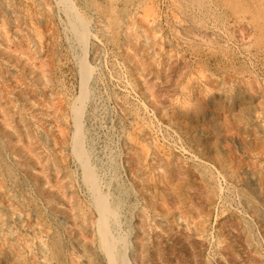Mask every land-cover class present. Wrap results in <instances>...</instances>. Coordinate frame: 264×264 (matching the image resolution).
Wrapping results in <instances>:
<instances>
[{
  "label": "rangeland",
  "instance_id": "obj_1",
  "mask_svg": "<svg viewBox=\"0 0 264 264\" xmlns=\"http://www.w3.org/2000/svg\"><path fill=\"white\" fill-rule=\"evenodd\" d=\"M72 2L86 44L56 0H0V264H111L82 63L129 264H264V0Z\"/></svg>",
  "mask_w": 264,
  "mask_h": 264
},
{
  "label": "bare ground",
  "instance_id": "obj_2",
  "mask_svg": "<svg viewBox=\"0 0 264 264\" xmlns=\"http://www.w3.org/2000/svg\"><path fill=\"white\" fill-rule=\"evenodd\" d=\"M57 3L60 5V7H62V9L64 10L65 14H66V23L64 24L66 26V28H68L69 32H72L73 35L75 34L76 37H78L79 42L82 44H86L87 43V39L89 38L88 35V31L86 29V25H85V20L83 19V16L81 15V12L77 9L79 8L78 6L75 7V5H73L72 0H56ZM117 0H108L109 3H111V5L116 2ZM97 2V1H95ZM176 2V1H175ZM119 3V2H118ZM96 4V3H95ZM101 4V3H100ZM114 5V4H113ZM112 5V6H113ZM116 5V4H115ZM58 6V5H57ZM94 6V5H93ZM106 6V5H105ZM110 6V5H109ZM108 6V7H109ZM59 7V6H58ZM104 7V6H103ZM111 7V6H110ZM114 7V6H113ZM112 7V8H113ZM117 5L114 7L116 9ZM99 3L96 4L95 7V12L96 10L99 11ZM106 8V7H104ZM113 8V9H114ZM58 9V8H57ZM60 9V8H59ZM114 9V10H115ZM93 10V9H92ZM112 10V9H111ZM111 10L109 11V14L111 15ZM113 10V12H114ZM104 11V10H103ZM88 12V11H87ZM59 13V12H58ZM63 13V12H62ZM104 13H106L104 11ZM100 21L101 24L103 26V28H105V30H107L108 32L111 31L112 28H110V23H111V18L109 19L110 16H106L103 15L102 13H100ZM148 14V13H147ZM95 15V14H94ZM133 15V14H132ZM64 16V15H63ZM113 16V15H112ZM85 17V16H84ZM63 19V18H62ZM88 20V19H87ZM64 21V20H63ZM89 21V20H88ZM100 21H98V23H100ZM130 21V20H129ZM61 22V21H60ZM128 24L130 25V23L128 22ZM132 24V23H131ZM123 26V25H122ZM131 26V25H130ZM129 26V27H130ZM133 27V26H132ZM110 28V29H109ZM128 28V27H127ZM131 28V27H130ZM65 29V28H64ZM132 29V28H131ZM130 29V30H131ZM67 30V31H68ZM110 30V31H109ZM64 31V30H63ZM106 32V31H105ZM112 32V31H111ZM110 32V35H111ZM67 33V32H66ZM94 33V32H93ZM69 34V33H68ZM71 34V33H70ZM107 34V33H106ZM94 35V34H93ZM69 37L72 35H68ZM100 37V36H99ZM97 36H92L91 39V44L94 45L96 44L95 41L97 42V40H99V38H97ZM71 40V38H68ZM90 39V38H89ZM102 39V38H101ZM76 40V39H75ZM74 41V40H73ZM72 41V42H73ZM77 42V43H79ZM71 43V42H70ZM95 46V45H94ZM97 46V45H96ZM81 51V50H80ZM81 56V55H80ZM84 59V58H83ZM79 62V60H78ZM82 68H81V96L79 97V100L73 103L72 105V111H73V117H74V121H75V134H74V153L76 154L77 158L79 159V162L81 163L82 167H83V179L86 183V185L88 186L89 190L91 191L90 194L92 193L93 199H94V203H95V207L98 209L97 212H99V219H98V228H99V235H100V240H101V244L102 247L105 251V254L108 257V261L111 264H129V261L127 259L126 256V252L124 249L121 251L120 247L123 244L124 245V237L122 236L123 234H121V230L116 228L115 230H117L118 234L113 232L112 230V226L111 223L114 222V224H119V219H118V211L115 210L114 204L111 200L112 195H114V193H111L110 191L108 192H104L102 190V185H101V177L103 175V171L104 168L102 167L100 171H102L100 174L96 173V164L90 162V155L88 153V150L86 149V144H85V135H83V125L81 118H82V105L79 104V102H81L83 104V102L86 100V96L87 95V91L88 90V86H89V81L90 79H92V70L90 69L91 66H89L88 64L82 63ZM94 67V66H92ZM93 69V68H92ZM95 70V69H94ZM93 70V71H94ZM79 71V70H78ZM96 72V71H95ZM101 80V79H100ZM129 85V84H128ZM90 88V87H89ZM91 92V91H90ZM86 93V94H85ZM92 94V93H91ZM90 97V96H89ZM110 97V96H109ZM78 99V98H77ZM76 99V100H77ZM75 100V101H76ZM70 105V104H69ZM84 110V109H83ZM105 115V114H104ZM98 118V117H97ZM104 120V119H103ZM73 139V138H72ZM109 146V145H108ZM110 153V152H109ZM106 155V154H104ZM109 158V157H108ZM77 159V160H78ZM95 159V158H94ZM93 160V159H91ZM107 160V159H106ZM95 161V160H94ZM104 163V162H103ZM106 164V163H105ZM105 172V171H104ZM109 172V171H108ZM97 174L99 179H97ZM107 175V174H106ZM109 175V174H108ZM100 180V181H99ZM105 180V179H103ZM109 181V180H108ZM107 186V185H106ZM107 188V187H106ZM115 200V199H114ZM91 202V201H90ZM118 203V202H117ZM116 205V203H115ZM117 207V206H116ZM115 226V225H114ZM119 226V225H118ZM122 229V228H121ZM125 236V235H124ZM121 244V245H120ZM123 247V246H122ZM127 247V246H125Z\"/></svg>",
  "mask_w": 264,
  "mask_h": 264
}]
</instances>
